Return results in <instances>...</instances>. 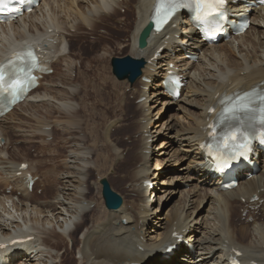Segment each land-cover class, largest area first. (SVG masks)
I'll use <instances>...</instances> for the list:
<instances>
[{
  "label": "bare ground",
  "instance_id": "1",
  "mask_svg": "<svg viewBox=\"0 0 264 264\" xmlns=\"http://www.w3.org/2000/svg\"><path fill=\"white\" fill-rule=\"evenodd\" d=\"M83 1H89L88 7L83 5ZM54 2L55 0H50L30 15H26L24 18L10 24V26L17 25L19 27L18 37L8 31L9 29H5L9 27L7 24L0 25V31L3 33L0 42L2 45L0 47V59L10 47L26 41H32L37 42L43 48L42 53L48 65L56 69V65L62 62L65 66L66 74L59 73L55 79L52 78V75L47 76L53 79L50 80L53 83L50 89H47V87L43 88V90L40 88L36 89L18 107L23 105L33 106L38 101L47 109V115H51L53 111L58 113L61 119H57L55 124L61 125V129L65 133H70V138L62 136V142L70 146L69 154L66 155L64 163L62 162L63 164L60 165V173H62V178L64 179L62 181V190L64 192H60H62L64 198L56 200L57 205L54 208L61 206L66 212L81 213L83 215L82 223H78L75 227H73V224L71 225L70 221L64 222L63 225V233L71 231L75 242L79 229H81L83 223H87V216L91 207L88 206L89 202H87L90 199L85 197L87 195V193H84L86 190L82 187L84 185H82V182H85L84 175H86L83 172L90 168L93 169L92 167L94 166L98 171L104 170L103 168L108 165L105 148L108 152L113 151L116 157L115 162L119 158L122 159V150L111 139L109 130H104L102 135L97 132V123L95 124L94 121L96 117H94L92 125L88 122L81 124L82 119L79 117L85 112V106L90 104L88 101L86 102L87 97L90 98L96 94L103 101L104 99H113L116 104L114 108L120 110L124 102L128 101L127 96H133L132 94H134L136 96V108L138 109L135 119V126L137 127L135 134L139 142L137 147L139 160L137 166L133 169L129 181L127 180L126 189L123 191L125 194H123L124 203L116 210H110L104 206V208L102 207L104 210H101V213L94 217L84 233V245L79 248L81 264H131L133 262L151 264L155 258L158 261L152 264H230L228 261L229 253L235 252L237 249V251L243 252L240 258L244 264H264V159L254 178H243L236 188L228 191H219V182L206 173L205 156L201 147V140L207 134L205 129L210 119L217 114V112L210 113L211 107L216 102L226 95L237 92L264 90V9L254 10L252 13L253 24H251L250 28L243 35L225 43L226 46L230 47V44L233 45L236 41L238 42V51L241 52V57L240 59H235L232 58L233 52L231 48L230 54L217 50L221 45L224 46L223 43L220 45H206L207 43L199 38L195 28H191V33L189 34L192 37V41H189L188 37L185 36L183 41L179 43L178 37H176V34L179 33V26L184 23H190L187 18L180 16H177L165 31L151 34L147 46L140 48L138 39L142 29L150 20L155 0H63V5L58 10L55 9L54 14L47 12V17L43 14V18H40L37 11L41 10L44 13L43 8L47 6L53 7ZM133 2L135 12L132 8H128L133 5ZM124 5L127 6L128 12H134L133 23L127 21L125 15L117 16L120 13L119 8ZM232 7H238L241 10V8H244V4L241 1L238 5L233 3ZM59 9L66 10L70 14L69 18L74 15L73 19L80 21V23L75 24V22L64 18L61 20ZM102 13H105L104 16ZM27 17L33 19L29 20V23L21 22L25 21ZM113 18H118L115 21L117 23L124 22L123 26L119 28L113 23L109 25L108 22L106 25L117 30L120 34L124 33L123 27L127 24H133L132 29L125 30L130 34L129 47L131 55L143 58L146 61L143 74L136 82L138 83V88L135 87L136 85L132 87L136 83L131 84L128 80L126 86L116 83L102 70L99 64L93 63L95 62L93 59L88 60L86 70H83V67L81 68L77 64L74 67V60L67 59L66 57L69 54L62 51L65 40L68 41L70 47H74L72 44L74 42L73 37L76 36V39L81 37L80 34L76 35L75 33L82 32V25L87 28L83 32L88 39L91 37V39H94L95 35L99 37L100 34L104 35V33L105 35H110V31L107 28H101L104 21H109ZM20 22L23 24L19 25ZM70 27L81 30L72 32ZM101 31L104 33H101ZM87 34H92V36H87ZM85 36L84 40L87 42ZM50 37H53V41L49 40ZM101 38L103 36L98 39ZM187 41L190 42L189 46L182 48L181 44ZM97 42L99 43L97 40H92L90 44L89 42L87 44L93 47ZM163 47L162 53L156 56L157 51ZM244 47L251 49L243 54ZM170 48H173L175 52L173 53ZM258 49H261L260 53L257 52ZM103 50L108 52L110 48L108 49L107 47ZM187 53H195L199 57L196 61H191L187 59ZM104 55L105 53L99 55L98 60H104ZM81 64H84V61H81ZM171 64H174V67H171ZM171 68L178 70L187 82L182 95L178 99H173L164 89V75ZM73 70H76L74 78L71 77ZM81 74L84 76H81ZM143 77H149L151 81H155L157 77L159 78L152 84L144 80ZM92 81L93 84L90 87L89 83H92ZM108 84L116 86L112 91L104 90V93L98 92L97 86L102 85L103 88H107ZM80 85L82 89L77 87ZM129 88L130 94L127 92ZM81 94L83 96L82 99L80 98ZM161 96H165L164 102L162 101L164 105L174 106L173 108L177 112L175 116L176 122L173 125L166 126L165 130H169L167 133L163 131L164 126L160 128L161 124L159 123L156 124L157 129L154 128L152 130L153 122L156 117L158 118L161 111L154 113L156 103ZM128 103L131 102L128 101ZM95 107L96 105L91 104L90 109L95 112L93 109ZM106 109L109 108L106 107ZM104 112L105 110L102 111V115ZM12 115H15V110L5 118L8 119ZM89 116H92V114ZM208 117L209 120L207 119ZM23 118L27 117L24 116ZM39 118L40 121L38 120ZM39 118H37L38 124L41 125H38L37 133L41 134L44 141H46V135L51 134L46 129V126L50 124L46 123L45 118ZM113 121L119 122L120 120L116 118ZM112 122L110 127L119 124H113ZM2 123L1 120L0 136L3 135L7 139L3 148L9 152L10 158L11 156L15 158L18 153L8 150L14 135L9 133L8 128L3 126ZM84 125L85 132L90 130L92 134L94 146H86L87 144L81 143V140L87 136L83 133ZM74 126L76 127L75 133L72 132ZM165 133L168 141L165 142L164 140L159 154L160 157L157 159V166L153 169L150 167V153L153 152V141L158 135ZM99 142H102V147L96 148V144H99ZM165 147L168 149H166L167 151L162 150ZM56 151L57 149L55 148L53 151L54 155H56ZM95 154L96 157H94ZM86 156L88 157L87 159L85 158ZM68 161H71V163L69 164ZM97 161H102L104 164H98ZM20 163L17 162V165L13 167L14 169H11L14 178L7 179L10 177L7 173L8 176L3 182H5V186L11 183L15 184L16 190H22L25 198L34 200L35 196L28 193V181L26 179L27 173L33 172V169L31 166L27 170L21 169ZM179 163H182V165L176 172H169L175 164ZM115 165L116 163H114L112 168L110 167L111 170L115 168ZM18 171L22 173L21 179L17 176ZM60 173L56 174L52 168H48L44 173V179L41 181L43 182V189H48L47 186L50 185L48 182L52 181V176L56 181L59 180ZM160 175H163V178L158 180ZM195 175H199V182L197 180L198 184L195 189L193 188V193L189 191L187 196L185 193L186 197L183 205L177 209L174 208L175 210L173 208L163 210L165 203L162 205L161 203L164 197L176 192V184H179V188L190 185L187 181L196 179ZM148 179L155 182L156 200L154 202L153 199L151 200L147 196L148 189L144 181ZM198 185L200 188H197ZM203 186H207L213 193H208L207 191L205 194L200 193L204 191L201 189ZM169 196H166V199ZM255 196H259V199L251 201ZM56 197H58V194ZM243 199L246 200L244 201ZM207 201L211 202V206H209L208 213L203 215L196 209ZM48 206L52 205L47 203L44 205L46 208ZM24 210H26L24 205H17L16 210L8 209L5 214H1L0 220H3V223H0V232L3 236L0 235V240L11 243L14 235L20 231H25L17 220L22 218L25 223L28 222L29 219L23 213ZM39 210L40 212L45 211V209L41 208ZM237 210L240 211V215L238 222H235L234 217L237 216L235 215L238 212ZM53 214L55 213L53 212ZM155 214L159 215L160 223L156 227H152L149 230V234H145L147 222ZM225 217L226 220H224ZM29 218L32 219V217ZM34 220L38 221V218H34ZM15 223L16 227H14ZM10 226L14 228L10 229ZM24 227L28 231H32L30 228ZM72 227L74 228L73 230ZM30 235H35L36 240L37 235L35 233L31 232ZM185 239L194 244V253L183 243ZM35 240L27 241L24 244L9 245L8 249H12L16 254L12 256V259L15 260L20 257L18 261H21L22 264H45V258L38 259L41 261L40 263H34L32 260L39 253L43 255L48 252L51 256H54V253L38 247V243L36 244L37 241ZM63 241L62 235L49 231L43 238L42 243L52 247V242H55L53 244L57 248ZM175 245L176 248L174 247L170 252H167L166 256L161 259L162 253L168 247ZM22 248H25L24 252ZM29 251H32V253H29ZM64 253H67V250ZM58 264L76 263L70 254L68 258L62 257L61 262Z\"/></svg>",
  "mask_w": 264,
  "mask_h": 264
},
{
  "label": "rangeland",
  "instance_id": "2",
  "mask_svg": "<svg viewBox=\"0 0 264 264\" xmlns=\"http://www.w3.org/2000/svg\"><path fill=\"white\" fill-rule=\"evenodd\" d=\"M120 1H122V0H120ZM62 3H63V0H55L53 7L47 6V7L43 8L44 13H42V11L39 10L40 12L37 11V14H38V16H40V18H43V14H45V17H47V12L54 14V10L55 9L58 10V8H61L60 6L63 5ZM88 4H89V1H83V5L85 7H88L87 6ZM126 7L127 6L124 5L121 8H119L120 13L117 14V16H124L125 15V18L127 19V21H130L133 23L132 20H134V18H135L134 2H133V5H130L128 7L129 9L132 8L134 10V12H128ZM104 14L105 13H102L103 16H104ZM56 15H57V12H56ZM69 15L70 14L66 10L59 9V17L61 20L64 18V19H69V21L75 22V24L80 23V21H75L73 19L74 15L70 16V18L68 17ZM32 19L33 18L27 17L25 19V21L23 20L21 22L29 23V20H32ZM116 19L118 20V18H113L112 20L104 21V24H102L103 27L101 29L107 28L110 31V35H105V33L103 31H101V33H104V35L100 34L99 37L103 36V38H101V39H98L99 37H97V35H95L94 39H91L92 37L90 39H88V37H86L84 32H83V31L87 30V28H84V26L82 24H81L82 30L79 29L82 32H80L78 29H75L74 27H70L72 32L78 30L79 33H75V34L76 35L80 34L81 37H79V38L77 37V39H76V36L73 37L74 42H72V44L74 47H70L68 44V41L65 40L63 47H62V51L69 54L66 57L67 59L74 60V63H75V64H73L74 67H76V64H77L79 67H81V68L83 67L82 68L83 70H86L87 65H88V60L93 59V61H95L93 63L99 64V66L102 68V70L107 75H109V77L113 81H115L116 83L122 84L123 86H126L128 84L127 80H124V81L118 80L117 77L113 74L111 60L115 56L122 57V56H126V55H131V49L129 47V39H130L129 35L130 34H128V32L125 30L126 29H132L133 24H127L125 27H123L124 33L120 34L117 30H114L113 28H109L108 25H106L108 22L109 25H111V23H113V24H116L119 28H121V26H123L124 22L121 21V23H117V22H115ZM21 22L19 23V25L23 24ZM5 29H9L8 31H10L11 33H14V35H16L18 37L17 32L19 31V27H17V25L9 26ZM251 33H253V32H251ZM2 34L3 33L1 32L0 33V42L2 40L1 39ZM89 35L92 36V34H87V36H89ZM84 36L87 39V42H89V44H90V41H92V40H97V41H99V43L97 42L96 45L92 47V45H88L87 42H85ZM184 37H185L184 35H181L179 38L182 39ZM222 43L225 47L221 45V47H219V49H217L218 51L230 54V48H231V50L233 52L232 58L240 59V57H241L240 53L241 52L238 51L239 50V44L237 41L235 43H233V45L230 44L229 45L230 47L226 46L225 43H227V42H224V41L220 42L218 44L220 45ZM0 47H2L1 43H0ZM107 47H108V49L110 48V50L108 52H105L103 49L104 48L106 49ZM250 49L248 47H244L243 54L246 53V51L249 52ZM259 51H261V49H258L257 52L260 53ZM104 53H105V55L103 56V57H105L104 60L99 61L98 56L101 54H104ZM95 58H97V59H95ZM81 61H84V64H81ZM59 73H62V74L67 73L65 71V66L62 64V62H60L59 64L56 65V71L51 74L52 78L53 79H55V77L57 78ZM75 75H76V70H73L71 77L74 78ZM79 75H80V72H79ZM81 76H84V75L81 74ZM52 78L46 77V79L43 80V84L41 85L40 89L43 90V88H46V87H47V89H50L51 86L53 85V83L50 81V80H53ZM156 79H158V77ZM156 79H155V81L153 80L151 83L154 84L156 82ZM80 82L84 83L83 81H80ZM99 82H101V81H99ZM123 82H125V83H123ZM96 83H98V81H96ZM89 84L91 87V84H93V81H92V83H89ZM137 84L138 83L132 85V87H134L136 85L135 87L138 88ZM94 85H95V83H94ZM129 85L131 86L130 83H129ZM115 86L108 84L107 88H103L102 85H99V87L97 86L96 88H97L98 92L104 93V90L112 91L115 88ZM77 87L82 89L81 85L77 86ZM132 87H130V88H132ZM130 88L127 90L128 93L130 92ZM81 91L84 92L83 90H81ZM132 95L133 96H130V95L127 96L128 101H130L131 103H128V101L126 103L124 102V105L122 108H120V110H117V108H114V105L116 106V104L113 101V99H110V100L104 99V101H103L99 96H96V94L93 97L92 96L90 98L87 97L86 102L88 101V103H90V104L85 106V109H86L85 112H83V113L81 112L82 114L79 117L80 119H82L81 124L82 123L86 124V122H88L90 125H92L94 117H96L94 121H95V124L97 123V128H98L97 132L102 135L104 130H106V129L109 130V135L111 136V139H113L114 142L117 143L116 145H118L119 148L122 150V152H121L122 159L119 158V159H117V162H115L116 157H115L113 151L111 150L108 152L107 149L105 148V152H107L108 165L106 164L107 166L103 168L104 170L98 171L94 165H91V166H94V167H92L93 169L90 168L89 170L87 169V171L83 172V174L86 173V175H84L85 176V182L84 181L82 182V185L84 184L82 187H83V189L86 190L84 192V193H87V195L85 197L90 199V200L87 199L88 200L87 202H89L88 206H91V207H90V211H89L88 216H87V219H88L87 223H85V224L83 223V226L81 227V229H79V232L76 234V242H75V240L71 234V231L68 233H65V234L63 233V225H64V222L70 221L71 225L73 224L74 226H76L78 223H80V222L82 223L83 215L81 213H76V214L74 213L73 214V213L66 212L63 209V207H61V206H58V208H54V206L57 205L56 200L64 198V196L62 195V192H60V191H63L62 190V188H63V185H62L63 182L62 181L64 180L62 178V176H63L62 173H60L61 172L60 171L61 170L60 165H62L64 163L66 155L69 154V149H70L69 145H66L62 142V136H68L70 138V133H65L61 129L62 128L61 125L55 124V121H57V119H61L59 117L58 113L53 111L51 115H47L48 114V113H46L47 109L44 106H42L40 104V102L37 101L35 104H33V106L32 105H30V106L29 105L28 106L23 105L24 107L23 106L22 107L17 106L14 109L15 110L14 116L13 115L9 116L8 119H6V118L1 119L3 122L2 125L6 126V128H8L9 133L14 135L12 137L13 141L9 144L8 150L10 152H16L18 154L15 155V158L12 156L10 158V154L6 149H3L0 152V206H1L0 211H2V212H0V216L3 213L5 214V211H7L8 209L16 210L17 205H24L26 210H24L23 213L25 214V216L28 217L29 223L28 222L25 223V221L22 218L17 219L18 222L23 220V224H21V222H20L21 226H23V227L26 226V227L30 228L31 230L35 231L37 237H36V240L35 239L34 240L37 241L36 244L38 243L37 244L38 247H41L42 249H46V250H49L50 252L54 253L53 254L54 256H51L48 252H45L43 255H40L41 253H39L38 256L33 258L32 261H34V263L35 262L40 263L41 261H39V260L41 258L42 259L45 258L44 259V261H46L45 264H58L61 262L62 257L65 256L66 258H68L69 255L71 254L75 260V263L81 264V253L79 252V248L84 245V240H83L84 233H85L87 227L91 224L94 217H97V215H99L101 213V210H104L103 208L105 206L104 198L102 196V184L99 183V179L101 177H107L109 182L111 183L112 188L116 192H118L120 195L123 196V194H124L123 191L127 187L126 186L127 180L129 181L130 176L133 173V169L137 166L138 160H139V158L137 157V153L139 154V151L137 150L139 142H138V137L135 134L137 131V127L135 126V119L137 117L136 113L138 112V109L136 108V96L134 94H132ZM80 96H81L80 98L82 99L83 98L82 94ZM164 99H165V96H161L159 101L156 103L155 110L153 109L154 113H156V111L157 112L160 110L161 111H160V114L158 115V118L156 117L155 121L153 122L152 130L154 128L157 129L156 124L159 123V124H161L160 128H162L164 126L163 131H165L167 133L169 130H165L166 126L171 125V124L173 125V123L176 122L177 119H175L176 118L175 116L177 115V112H176V109L173 108L174 106L167 105V104L164 105V103H163ZM91 104L96 105V107L93 108L96 113L94 111H92V109H90ZM37 105H39V106H37ZM106 107H108L109 109H106ZM162 107H163V109H162ZM103 110H105V112L102 115ZM90 114H92L93 117L89 116ZM24 116H26L27 118L24 119L23 118ZM39 117H41V119L45 118L46 123L50 124V125L46 126V129H48V131L51 134H49V135L44 134V135H46V141H44L43 136L41 134L37 133V129L41 125V124L40 125L38 124V120L40 121ZM91 117H92V119H91ZM37 118H39V119L37 120ZM116 118H119L120 121L119 122L113 121ZM21 121H23V122H21ZM77 121H79V120H77ZM111 122L113 124L114 123H116V124L119 123V124L110 127ZM19 124H21V125H19ZM1 128H3V127H1ZM160 128H158V129H160ZM85 130L86 129H85V125H84L83 133H85V135H87V136H86V138L84 137L85 139L81 140V143L87 144L86 146H90V145L94 146V142H93V138H92V134L90 133V130H87V132H85ZM25 131H26V133H25ZM72 132H74V133L76 132L75 126L72 128ZM34 133H36V134H34ZM79 133H80V131H79ZM166 133L162 134V135H158L155 138V140L153 141V150H152L153 152L150 153V156H151L150 167L153 169L157 166V159L160 157L159 154L161 152V146H162L164 140H165V142L168 141L167 140L168 138L166 137L167 136ZM100 147H102V142H99V144H96V148H100ZM55 148L57 149L56 152L58 153V154L56 153V155L53 154V151ZM166 149L167 148L165 147L162 150L167 151L168 149L167 150ZM13 150H15V151H13ZM50 152H52V153H50ZM18 156H19V158H18ZM94 157H96V154ZM85 158L87 159L88 157L86 156ZM85 158H83V159H85ZM26 159L28 160L30 166L32 167L33 173L35 175H37L38 177H40V180L38 181V184L35 186L34 191L33 190L28 191L29 194H32L33 196H35L34 200L25 198L22 194L23 191L20 189H18V190L14 189V191H12V192H7L5 182H3V180L5 181V179L7 178L8 174L10 175V177L7 179L14 178L12 175L13 174L12 170L14 169L13 167H15V165H17V162L24 161ZM68 162H69V164L71 163V161H68ZM97 162H98V164H104L102 161H97ZM114 163H116V165L114 166L115 168L113 170H111ZM181 165H182V163L175 164L174 167H172L173 169H170L171 171H169V172H171V173L176 172V170H178L179 167H181ZM48 168H52L56 174L60 173V177H59V180L56 181L55 178L52 176L51 177L52 181L48 182V184L50 183V185L47 186L48 189L44 190L43 186H42L43 182H41V181L44 179V177H45L44 173ZM55 169H56V171H55ZM11 175H12V177H11ZM195 176H196V179H194V180L191 179L190 181H187L190 183V185H186L184 188H179L180 187L179 184H176V187H177L176 192L170 196H169V194L166 195V196H169L168 199H166L167 198L166 196L164 197V199L161 203V205L163 203H165L163 210H165L166 208L177 209L183 205V201L185 200V197L187 196V192L190 191L193 193L196 185L199 182V180H198L199 175H195ZM1 178H3V179H1ZM51 178H50V180H51ZM162 178H163V175L159 176L158 180H161ZM53 179H54V183H53ZM197 180H198V182H197ZM199 185L197 188H200ZM201 189L204 191H202L200 193L205 194L206 191L208 193H213L212 191H210L208 189L207 186H203V187H201ZM196 191H197V189H196ZM185 193H186V196H185ZM57 194H58V197H56ZM9 195H10V197H8ZM150 197H152V194L150 195ZM123 198H124V196H123ZM2 200H4L5 202ZM46 203L50 204L52 206H48V208H46V207H44V205ZM99 205H102V206H99ZM209 206H211L210 201L209 202L208 201L203 202L199 206V208L196 210H198L199 213L205 215L208 213ZM191 207H193V206H191ZM37 208H38V210H37ZM40 208L45 209V211L40 212V210H39ZM237 211L238 212L235 214L237 216L234 217L235 222H238L239 215H240V211L239 210H237ZM53 212L55 214H53ZM56 212H58V213H56ZM29 217H32V219ZM158 217H159L158 214H155L152 217V219H151L152 224L150 225V227H156V225H158V223H160ZM34 218H38V221H35ZM224 220H226V217ZM0 223H3V220L2 221L0 220ZM14 227H16V223L14 224ZM14 227L10 226L9 228L13 229ZM149 230H150V228H149ZM149 230H147L145 232V234H149ZM46 231H47V233H46ZM49 231L56 232V233L63 236L64 241L61 243L60 246L57 247L58 249L53 244L55 242H52V244H51L52 247L51 246L48 247L42 243L43 238H45V236L48 234ZM66 250H67V253H64ZM17 261L15 262V264L21 263V261H18V262Z\"/></svg>",
  "mask_w": 264,
  "mask_h": 264
},
{
  "label": "snow or ice",
  "instance_id": "3",
  "mask_svg": "<svg viewBox=\"0 0 264 264\" xmlns=\"http://www.w3.org/2000/svg\"><path fill=\"white\" fill-rule=\"evenodd\" d=\"M4 3V0H0V4ZM225 0H195V4L198 13L201 14L199 18H204L212 14H220L219 6L223 5ZM188 4L185 0H158L155 8L156 23L159 27L167 25L174 17L177 9L186 7ZM214 34V33H210ZM19 59H27L33 63L36 62L35 55L29 51L24 54H18ZM22 71V69H21ZM14 79L6 80L2 71H0V91H9L13 93L18 91L22 87V82L13 73ZM226 113L234 114L237 111L244 112L250 120H258L262 126L261 140L264 142V95L259 97V103L257 105L256 100L252 96L240 97L237 102L224 110ZM215 135V134H213ZM244 136L247 140V134L243 133L239 128H233L224 137L220 148L223 149L217 155L218 167L223 168L230 167V161H234L239 157L245 155L248 149L247 143H237L240 136Z\"/></svg>",
  "mask_w": 264,
  "mask_h": 264
},
{
  "label": "water",
  "instance_id": "4",
  "mask_svg": "<svg viewBox=\"0 0 264 264\" xmlns=\"http://www.w3.org/2000/svg\"><path fill=\"white\" fill-rule=\"evenodd\" d=\"M152 25L149 24L143 29L140 36V47L147 45V39L150 35ZM145 59L135 58L131 55L124 57H113L112 67L113 73L120 80L128 79L131 83H135L136 80L142 75V68L145 66ZM100 183L103 186L102 194L105 199L107 208L118 209L123 204V197L113 190L107 177L100 179Z\"/></svg>",
  "mask_w": 264,
  "mask_h": 264
}]
</instances>
